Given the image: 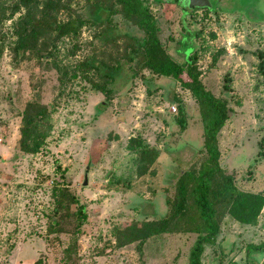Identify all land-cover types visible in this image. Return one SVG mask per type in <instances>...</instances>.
Masks as SVG:
<instances>
[{
	"label": "rangeland",
	"instance_id": "obj_1",
	"mask_svg": "<svg viewBox=\"0 0 264 264\" xmlns=\"http://www.w3.org/2000/svg\"><path fill=\"white\" fill-rule=\"evenodd\" d=\"M92 1L66 0L56 18L64 21ZM209 1L210 9L198 0L147 3L167 51L182 63L179 41L187 38L197 50L206 89L228 99L234 110L219 135L221 167L235 177L239 191L264 194V155L259 156L264 142V0ZM7 8L0 24V264H188L197 233L156 235L142 252L138 243L119 247L115 233L134 221L167 215L180 175L205 161L197 100L180 82L148 70L122 90L94 89L92 81L102 80L94 70L86 74V58L96 53L97 64L103 59L114 65L109 54L117 53L111 46L107 56L100 55L103 47L88 26L77 39L49 42L44 60L35 52L16 58L12 44L26 10L20 0H7ZM86 14L96 20L108 15L95 7ZM115 21L143 35L120 16ZM151 75L149 83L145 78ZM29 102L49 109L50 131L35 154L20 148L22 114ZM136 137L161 153L145 176H139L138 154L129 148ZM72 195L76 201L71 202ZM81 207L87 214L83 224L77 216ZM263 243L264 209L256 226L226 215L216 245L206 246L202 261L245 264L246 247ZM257 257L259 263L252 264H264V255Z\"/></svg>",
	"mask_w": 264,
	"mask_h": 264
},
{
	"label": "trees",
	"instance_id": "obj_2",
	"mask_svg": "<svg viewBox=\"0 0 264 264\" xmlns=\"http://www.w3.org/2000/svg\"><path fill=\"white\" fill-rule=\"evenodd\" d=\"M20 3L26 13L19 21L16 40L12 44L14 57L20 58L35 52L40 60H44L47 56L43 52L47 50L49 42L55 43L65 38L77 39L81 29L88 26L94 30L95 42L104 49H101L100 55L107 56L111 46L115 47L117 53V56L109 54L116 62L114 65L103 59L97 64L96 53L86 58V74L94 70L102 80L101 83L92 81L94 89L107 90L108 93L122 90L148 70L154 76L180 82L200 105L204 128L203 150L207 155L205 161L199 169L192 167L180 175L174 197L169 200L171 209L167 215L156 220L134 221L126 228H118L115 235L119 247L138 243V249L142 252L148 239L156 235L172 231L197 233L188 264H203L206 246L216 245L226 215L241 225L258 224L264 209V194L239 191L235 177L221 167L219 135L234 110L228 99L216 97L206 89L197 66V50L192 49V52L185 49L189 44L187 38H183L185 42L179 41L184 47L182 56L185 60L182 63L163 46L159 38L158 21L147 0H94L74 16L69 14L64 21H58L56 13L68 3L66 0H20ZM91 7L107 12V18L96 20L88 16L86 9ZM17 8L18 5H15L14 10ZM7 11V0H0V24ZM118 16L126 23L137 26L143 35L128 32L115 21ZM118 42H123V45ZM2 50L0 41V58ZM152 75L145 80L151 83L154 80ZM103 83L112 85L114 89H103ZM224 88L230 90L226 83ZM174 102H177L176 99ZM181 122H185V117L181 118ZM49 124V109L41 103L29 102L22 114L21 151L27 154L38 153L45 145L50 131ZM185 126L181 125L182 130ZM129 148L138 154L136 164L139 176H145L161 155L158 149L149 147L140 137L132 138ZM263 152L264 142L259 156H263ZM70 195L67 191L64 197ZM72 201H76L73 195ZM84 210L81 207L77 212L81 224L87 220ZM257 255H264V243L249 244L246 247L245 264L259 263Z\"/></svg>",
	"mask_w": 264,
	"mask_h": 264
},
{
	"label": "water",
	"instance_id": "obj_3",
	"mask_svg": "<svg viewBox=\"0 0 264 264\" xmlns=\"http://www.w3.org/2000/svg\"><path fill=\"white\" fill-rule=\"evenodd\" d=\"M197 1V0H196ZM198 1H202L204 4H203V6H205L204 8H209L210 6H211V3H210V1L209 0H198ZM192 6H194V5H192ZM193 8V7H192ZM191 51H192V49H191ZM188 54V53H187ZM160 117H161V115H160ZM88 184V178H87V176H86V179H85V183H84V185H87Z\"/></svg>",
	"mask_w": 264,
	"mask_h": 264
},
{
	"label": "flooded vegetation",
	"instance_id": "obj_4",
	"mask_svg": "<svg viewBox=\"0 0 264 264\" xmlns=\"http://www.w3.org/2000/svg\"><path fill=\"white\" fill-rule=\"evenodd\" d=\"M212 6H213V4L211 3V6H210V7H212ZM210 7H209V9H210ZM195 9H196V8H195ZM197 9H201V8H197ZM207 9H208V8H207ZM185 49H186V50H188V49H190V50L193 49V51H194L195 48H193V47H192V44L190 43V44L186 45ZM193 51H192V52H193Z\"/></svg>",
	"mask_w": 264,
	"mask_h": 264
},
{
	"label": "built area",
	"instance_id": "obj_5",
	"mask_svg": "<svg viewBox=\"0 0 264 264\" xmlns=\"http://www.w3.org/2000/svg\"><path fill=\"white\" fill-rule=\"evenodd\" d=\"M174 111H176V108H174Z\"/></svg>",
	"mask_w": 264,
	"mask_h": 264
}]
</instances>
